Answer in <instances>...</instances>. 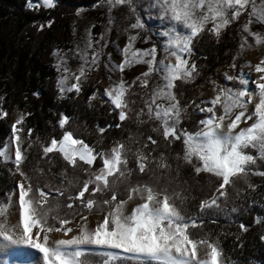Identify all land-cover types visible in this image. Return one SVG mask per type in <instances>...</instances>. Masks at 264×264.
I'll use <instances>...</instances> for the list:
<instances>
[{"label":"snow or ice","instance_id":"1","mask_svg":"<svg viewBox=\"0 0 264 264\" xmlns=\"http://www.w3.org/2000/svg\"><path fill=\"white\" fill-rule=\"evenodd\" d=\"M56 3L57 0H27L29 8L50 9ZM106 4L110 16L113 10L126 7L128 19L134 22L125 29L128 35L126 44L119 49L121 62L114 63L111 54H107L105 67L110 73L119 71L121 78L88 97L89 107L93 100L105 98L103 102L111 105L110 111L116 113L119 121L114 125H97V132L103 137L109 128H122L125 121L138 125L151 121V130L169 148L179 141L183 150L172 159L165 152L156 154L159 141L152 135L143 144L129 137L132 143L117 141L110 150L98 149L66 130L71 118L63 113L58 121L62 136L45 144L39 137L32 139V128H27L24 135L23 125L31 113H22L12 124L10 142L0 146V163L12 164L13 175L21 177L13 190L4 194L5 199H0V247L38 251L42 264H237L226 256L220 236L205 230L204 217L211 214L210 210L221 209L222 201L227 207L229 188L236 189L239 195L242 190L236 188L237 181L244 180L255 191L257 186L249 183L248 177H264V171L253 167L258 160H264V59L252 66L259 74L257 79L243 70L236 76L224 73L225 80L239 87L210 80L215 95L200 103H182L176 89L177 82L187 84L201 75L193 57L195 44L203 35L210 34L219 41L223 32L246 14L247 20L241 25L240 50L252 46L249 38L256 45L264 44V32L253 30L254 25L264 28V0H148L146 4L140 0H106ZM149 20L158 22V30L152 28V35L160 40L151 47L138 48V41L148 44L152 39L142 35L150 29ZM108 23L112 25L114 21L110 18ZM51 25L49 21L47 26ZM43 28L41 25L40 30ZM102 40L104 34L94 39L89 29L87 37L74 48L53 51L61 98L69 93L79 96L89 74L99 70L108 46L101 44ZM69 53L71 59L80 61L75 72L68 66ZM236 59L233 56V69L237 68ZM136 65H146L147 70L129 83L123 74ZM245 66H251L250 62ZM70 80L73 82L69 83ZM250 84L254 87L250 88ZM137 87L144 90L140 96L143 106L138 109L134 107L137 101L132 99ZM192 106L202 115L196 131L183 125ZM8 115L0 108V119ZM36 143L42 149L40 160L47 159L51 164L49 154L58 153L67 165L60 186L40 184V177H48L39 162L33 169L37 174L35 182L24 170L30 149ZM149 144L156 147L149 148ZM130 157L135 159V167L129 166ZM185 165L191 166L197 176L206 173L218 181L212 195L200 201L195 215L186 207L189 197L182 185L187 180L181 179ZM68 168L79 170L85 178L69 179ZM134 175L146 179L133 182ZM71 187L77 188L75 194L70 193ZM133 200L141 202L129 212L127 205ZM65 208L70 211L61 216ZM13 209L18 211L15 221ZM230 210L240 212L235 206ZM93 211L103 216L90 228L89 215ZM77 216L76 229L69 227ZM255 222H264V217L257 216ZM211 223H217L216 219ZM239 229L247 232L249 226L240 222ZM52 233H62L67 238L53 239Z\"/></svg>","mask_w":264,"mask_h":264},{"label":"trees","instance_id":"2","mask_svg":"<svg viewBox=\"0 0 264 264\" xmlns=\"http://www.w3.org/2000/svg\"><path fill=\"white\" fill-rule=\"evenodd\" d=\"M87 1L57 0L56 7L49 9L43 6L29 8L27 0H0V98H2L0 108L9 113L7 117L0 119V146L6 144L10 137L11 128L8 119L16 111L31 113L26 117L23 125L24 135L27 134V128H32V139L39 137L45 144L50 143L53 137L62 136L63 130L58 124L61 113L71 118L66 130L73 131L79 138L95 145L98 149L106 150L117 141L132 143L129 137L139 140L141 144L147 142L148 135L158 137V134L151 130L154 126V122L151 121L142 125L125 121L122 128H109L101 137L97 132V125H114L119 121L116 113L110 111L111 105L108 103L102 105L93 100L92 107H89L88 97L95 92L93 84L84 86L79 96L69 93L61 98L52 53L55 47H65L70 43L72 19L79 9L87 6ZM49 21H52L51 27L47 26ZM41 25H44L43 30H40ZM237 48L236 34L232 29H227L219 41L210 34L203 35L197 42V51L204 66L203 78L193 85L179 84L178 95L182 103L196 102L199 88L210 79L217 77L223 68L231 64ZM201 118L202 115L194 111V106L189 107L184 126L190 131H196ZM158 141L156 154L165 152L172 159L176 152L183 150V145L179 141L170 148L162 137H158ZM154 147L156 146L149 144V148ZM247 151L253 155L257 154L253 149ZM41 155L40 144H34L29 152V161L23 165L24 170L35 182L37 174L33 169L39 162V167L45 169L48 177V179L40 177V184L51 183L54 187L60 186V178L67 165L58 153L49 154L52 159L51 164L47 159L40 160ZM129 166L135 167L133 157H130ZM81 167L87 166L81 165ZM253 167L264 171V160H258L257 165ZM49 168L51 172L48 171ZM13 172L12 164L0 163V199H5L4 194L11 192L15 186L16 177ZM73 176L81 180L85 178L79 170L68 168L67 177L71 179ZM138 179H146V177L137 175L132 177L133 182ZM181 179L187 180V184L182 185L189 197L186 203L187 210L193 215L198 214L200 201L212 195L218 181L205 174L197 176L188 165L184 166ZM248 182L256 185V190L252 191L248 188L244 180L237 181L236 188L242 191L238 195L236 189H228L230 195L227 207L223 206L222 201L221 209L210 210L211 214L205 215V230L220 236L226 256L237 264H264V240H261V236L264 235V222L259 224L255 222L257 216L264 217V177L250 175ZM69 191L75 194L77 188L71 187ZM121 193L123 194V187ZM234 206L239 207L240 212H231L230 209ZM69 211L63 209L61 216ZM84 214H88L86 210ZM101 214L103 213L93 211L90 215ZM68 218L72 217L68 216ZM213 218L217 223H211ZM240 222L249 226L247 232L239 229ZM49 223L53 221L50 220ZM56 226L59 224L57 223ZM237 236L240 240L236 239ZM241 243L243 247L239 246Z\"/></svg>","mask_w":264,"mask_h":264},{"label":"rangeland","instance_id":"3","mask_svg":"<svg viewBox=\"0 0 264 264\" xmlns=\"http://www.w3.org/2000/svg\"><path fill=\"white\" fill-rule=\"evenodd\" d=\"M147 2L148 0H140L141 4H146ZM110 18L114 21L112 25H109L108 23ZM246 20H247V15L245 14L240 18L238 22L233 23L227 28V29H232L236 34L238 48L233 56H237V59L235 61L237 64V68L233 69L230 67V65L233 63V59H232V62L229 66L223 68L219 72L217 77L212 78L210 80H215L217 81L218 84L221 85L239 87V85L235 84V82H229L225 80L224 73L227 72L228 75L236 76L239 74L240 70H243V72L245 73H251L252 79L258 78L259 74L254 72V67L252 66L259 63L261 59H264V44L256 45L254 41L251 38H249V44H251L252 46L251 47L246 46L242 51L240 50L239 45L241 42V25L245 23ZM132 22H134V19L133 20L128 19V10L126 7H121L113 10L110 16L108 12V6L106 4V0H88L87 6L79 9L75 14L74 18L72 19L71 22L72 39L70 43L67 44L65 47H55L54 50L62 49L66 51L68 49L74 48L76 44L82 43L83 40L87 37L89 29H91L94 39H98L101 34H104V40L101 41V44L107 43L108 46L104 49L105 55L101 58L99 70L91 72L88 76V82L83 85L84 87L88 84H93L95 88V92L97 91V89L103 90L105 88L110 87L114 82L118 81L121 78V73L119 71L110 73L109 68L105 67V64L108 63L107 54L109 53L111 54L112 61L114 63L119 64L121 62L122 56L120 54L119 49H122L127 42L128 33L125 32V29L128 27V24ZM148 24L150 25L149 31L147 33H143L142 35L152 36V39L149 41L148 44H144L143 42L138 41L136 44V47L138 48L151 47L153 43H156L158 40H160V37L152 35V28H156L158 30V22H156L155 20H149ZM93 25L94 27H92ZM109 29H111V31H109ZM253 30L264 32V28H261L259 25H254ZM71 55L72 54L69 53L68 66L73 72H75L79 67L80 61L78 59L77 60L71 59ZM53 58H54V63L56 64L57 57L53 56ZM193 59L198 63L199 68L201 70V75L195 81L187 83L190 85H193L197 83L199 80H201L204 74V66L200 61V56L197 51V42L195 44V55ZM246 62H250L251 66L246 67L245 66ZM146 70H147L146 65H136L134 67L127 68L123 74V77L125 80H127L130 83L136 76H138L140 73ZM57 75L59 76L58 72ZM110 76L111 79L109 78ZM209 81H207L201 88H199L198 95L196 98V103H200L201 100L210 99L215 95V93L212 91V85L211 83H209ZM72 82L73 81L71 80L69 81V83ZM177 83L179 86V84H181L182 82H177ZM249 87L253 88L254 86L250 84ZM133 91L136 92V95L133 96L132 99H135L137 101L134 107L138 109L139 107L143 106V102L140 100V96L144 95V90L137 87L133 89ZM176 91L178 92V88L176 89ZM201 93L203 95H201ZM103 99L105 98H98L95 101L103 105L105 104L103 102ZM251 107L252 106H250V110ZM22 113L26 114L25 112L16 111L13 115L9 117L8 122L11 130H12V124ZM249 123H251V121H249ZM183 125H184V121H183ZM246 126L247 125L241 124V127H246ZM10 139H11V133L6 143H9ZM115 144L116 142L112 143L110 146L106 148V150H110L113 146H115ZM201 174L208 175L206 173H201ZM15 177H16V182L21 179V177L18 174H16ZM140 202H141L140 200L130 201L127 205L128 211L130 212L132 208H134L136 204ZM13 211L15 212V215L12 217V220L15 221L16 219H18V211L15 209H13ZM102 216L103 214L90 215L89 227L90 228L95 227L96 222L102 219ZM77 221H79V217H77L76 220H74L73 223L68 226L76 229ZM72 234H75V232L71 233L70 235ZM51 236L53 239L67 238V237H63L62 233H52ZM5 254L6 253L4 249L0 248V260L5 256Z\"/></svg>","mask_w":264,"mask_h":264},{"label":"bare ground","instance_id":"4","mask_svg":"<svg viewBox=\"0 0 264 264\" xmlns=\"http://www.w3.org/2000/svg\"><path fill=\"white\" fill-rule=\"evenodd\" d=\"M0 248L6 253L0 260V264H42L41 254L38 251L13 246Z\"/></svg>","mask_w":264,"mask_h":264}]
</instances>
